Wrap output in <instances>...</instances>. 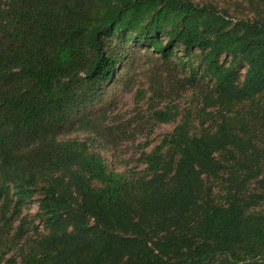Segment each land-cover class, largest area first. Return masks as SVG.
<instances>
[{
    "label": "trees",
    "instance_id": "trees-1",
    "mask_svg": "<svg viewBox=\"0 0 264 264\" xmlns=\"http://www.w3.org/2000/svg\"><path fill=\"white\" fill-rule=\"evenodd\" d=\"M244 3L253 16L194 0H0V264L18 247L23 264H264V0ZM134 44L158 57L155 95L182 65L216 107L143 149L137 179L87 140L56 141L116 130L98 103ZM38 193L49 232L24 252L29 223L15 218Z\"/></svg>",
    "mask_w": 264,
    "mask_h": 264
},
{
    "label": "rangeland",
    "instance_id": "rangeland-1",
    "mask_svg": "<svg viewBox=\"0 0 264 264\" xmlns=\"http://www.w3.org/2000/svg\"><path fill=\"white\" fill-rule=\"evenodd\" d=\"M198 3H213L219 8H224L234 17H250L255 13L250 12L247 3L235 4L241 0H194ZM157 55L144 48L143 45L132 46L131 53L120 65L119 78L109 84L108 93L99 101L98 106L107 110V126L116 127V130H105L96 134L86 129L69 130L56 137V141L78 139L87 140L90 152H100L104 162L110 170L124 173L129 178L137 179L144 175L146 163L141 157L142 150L150 152L160 144L168 133H171L177 124L190 118V125L201 128V121L207 118L206 112L214 111L216 107L206 105L202 89L207 87L205 80L195 84H183L187 69L180 65L176 67V77L173 80L163 81L166 84L164 92L155 95L151 87L154 86V70L158 63ZM154 76V77H153ZM170 82V83H169ZM142 90L139 100L136 94ZM177 106L180 115L174 121L157 123L151 117L154 106ZM205 109H203V106ZM118 129V130H117ZM124 130L121 132V130ZM146 143L148 145H146ZM142 144V146L140 145ZM144 145V146H143ZM69 174V171H64ZM41 194H36L31 203L22 208L15 218L18 225L22 218L28 221V230L22 235L20 243L26 247L25 251H35L40 248L41 239L48 234L44 220L39 215V199ZM33 245L32 249H29ZM29 246V247H28ZM21 248H15L8 256H14L13 264H23Z\"/></svg>",
    "mask_w": 264,
    "mask_h": 264
}]
</instances>
